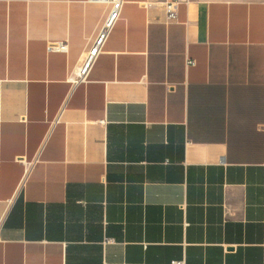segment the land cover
<instances>
[{
  "label": "crops",
  "instance_id": "crops-1",
  "mask_svg": "<svg viewBox=\"0 0 264 264\" xmlns=\"http://www.w3.org/2000/svg\"><path fill=\"white\" fill-rule=\"evenodd\" d=\"M159 1L74 84L110 4L0 0V264H264V0Z\"/></svg>",
  "mask_w": 264,
  "mask_h": 264
},
{
  "label": "built area",
  "instance_id": "built-area-1",
  "mask_svg": "<svg viewBox=\"0 0 264 264\" xmlns=\"http://www.w3.org/2000/svg\"><path fill=\"white\" fill-rule=\"evenodd\" d=\"M90 1H100L110 4V11L99 29L98 35L94 40V43L85 57L82 65L79 67L78 71L74 76L71 77V82L74 84H79L82 82H87L89 73L92 67L93 62L97 57L104 51L105 45L110 38L116 24L122 17L123 7L126 0H90ZM190 0H160L158 4H161L166 22L171 24L178 21L179 16V7L184 4H188ZM144 9L150 10L155 6V4L144 2L140 4ZM160 20L159 17L155 18ZM68 45L67 43H50L48 45V52L59 51L67 52ZM189 64L193 65L194 61H189ZM29 171L27 172V175ZM26 181L22 183L24 186ZM109 242V241H108ZM111 242V241H110ZM170 264H185V261H173Z\"/></svg>",
  "mask_w": 264,
  "mask_h": 264
}]
</instances>
